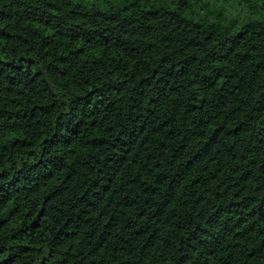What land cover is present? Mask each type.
Masks as SVG:
<instances>
[{
    "label": "trees",
    "instance_id": "16d2710c",
    "mask_svg": "<svg viewBox=\"0 0 264 264\" xmlns=\"http://www.w3.org/2000/svg\"><path fill=\"white\" fill-rule=\"evenodd\" d=\"M0 264H264V0H0Z\"/></svg>",
    "mask_w": 264,
    "mask_h": 264
}]
</instances>
